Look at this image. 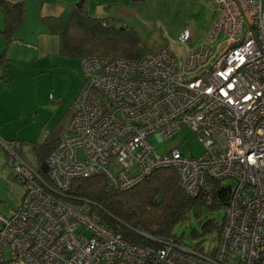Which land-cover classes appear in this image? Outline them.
<instances>
[{"label": "built area", "instance_id": "1", "mask_svg": "<svg viewBox=\"0 0 264 264\" xmlns=\"http://www.w3.org/2000/svg\"><path fill=\"white\" fill-rule=\"evenodd\" d=\"M214 16L200 45L177 35L181 60L168 44L141 56L86 55L85 83L69 104L45 172L26 162L18 142L1 140L23 185L19 202L0 212V264H264V0H212ZM224 34L225 46L207 47ZM185 122L204 150L162 152ZM174 167L189 195L211 198L228 182L224 223L204 249L173 239L141 244L100 219L96 204L67 192L72 179L101 175L124 189L159 167Z\"/></svg>", "mask_w": 264, "mask_h": 264}, {"label": "trees", "instance_id": "2", "mask_svg": "<svg viewBox=\"0 0 264 264\" xmlns=\"http://www.w3.org/2000/svg\"><path fill=\"white\" fill-rule=\"evenodd\" d=\"M0 11L4 20L0 31L10 36L22 22L23 3L0 0ZM45 19L49 30L58 36L59 51L65 55L136 58L147 51L135 41L132 29L126 24L116 26L104 16L88 14L82 0L69 7L66 17ZM58 133L47 134L30 146L38 162L36 168L41 172H45V157L56 144ZM230 191L228 182L218 181L213 184L208 202L200 195H189L179 185L177 172L171 166L156 168L124 189L107 188L101 175L72 179L67 189L70 195L90 198L106 226L141 244H154L166 238L184 243L173 228L189 216L198 221L199 232L192 229L193 237L202 238L209 232L219 236ZM218 209L223 210L221 222L211 215Z\"/></svg>", "mask_w": 264, "mask_h": 264}, {"label": "crops", "instance_id": "3", "mask_svg": "<svg viewBox=\"0 0 264 264\" xmlns=\"http://www.w3.org/2000/svg\"><path fill=\"white\" fill-rule=\"evenodd\" d=\"M10 1L23 3V18L10 36L0 31V139L16 140L21 156L23 148L31 151L32 143L42 141L47 134L59 132L69 113V105L64 111L57 110L60 99L54 104L46 89L48 83L52 84L55 67L63 63V57L70 55L59 51L58 36L49 30L45 18H64L65 10L68 13L69 7L80 0ZM82 1L88 14L111 19H121L134 3V0ZM3 23L0 11V30ZM6 156L0 143V198L9 199L13 198L11 181L17 178L8 166Z\"/></svg>", "mask_w": 264, "mask_h": 264}, {"label": "rangeland", "instance_id": "4", "mask_svg": "<svg viewBox=\"0 0 264 264\" xmlns=\"http://www.w3.org/2000/svg\"><path fill=\"white\" fill-rule=\"evenodd\" d=\"M131 6L130 12L121 19H111L108 16L106 18L116 26L126 24V27L132 29L135 41H138L144 50H152L163 44H168L178 59L181 60L184 46L178 40L177 35L182 29L186 28L190 31L189 46L200 45L205 41V37L210 30L215 5L212 0H134ZM66 14L67 9L63 17ZM223 39L224 34L220 33L211 42H206V45L214 50L217 44L220 43L218 51H221L225 46V43L222 42ZM63 59V63L55 67L56 72L51 86L48 83L46 88L48 89L47 92L52 95L54 104L60 99L61 103L57 107L58 111H64L68 107L73 97L85 83L80 58L70 55L63 57ZM147 137L149 144L157 152H162L174 145L185 156H196L204 150L197 132L183 121H180L178 129L164 139L157 138L153 133H149ZM20 153L25 161L33 167H37L38 162L30 150L23 148ZM10 190L13 198H0L1 212L7 213L10 208L19 202L23 185L17 180L11 181ZM206 213L209 212L206 211ZM211 215L216 221L221 222L223 210H214ZM192 229L199 232L198 221L189 216L177 224L173 228V232L180 235L183 242L187 245H200V247L207 249L215 243V240L211 238L212 234L210 232L206 233L202 238L198 235L193 237L191 235Z\"/></svg>", "mask_w": 264, "mask_h": 264}]
</instances>
